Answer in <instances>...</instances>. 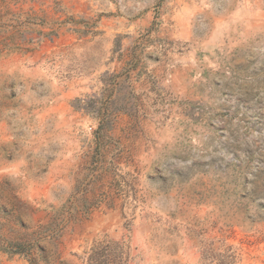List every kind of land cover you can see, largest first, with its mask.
<instances>
[{
  "label": "rangeland",
  "instance_id": "obj_1",
  "mask_svg": "<svg viewBox=\"0 0 264 264\" xmlns=\"http://www.w3.org/2000/svg\"><path fill=\"white\" fill-rule=\"evenodd\" d=\"M0 264H264V0H0Z\"/></svg>",
  "mask_w": 264,
  "mask_h": 264
},
{
  "label": "crops",
  "instance_id": "obj_2",
  "mask_svg": "<svg viewBox=\"0 0 264 264\" xmlns=\"http://www.w3.org/2000/svg\"><path fill=\"white\" fill-rule=\"evenodd\" d=\"M104 59L106 58L104 57ZM104 59L100 61V66H98V68L82 69L79 72L71 73V75L68 76V83L70 84V87L68 85V93L77 92L79 90L80 93L88 95L102 93L103 90L100 87L102 83L101 77L105 76V72L108 74H116L121 64V60L118 59H111L106 62H104ZM151 74V77H157V74L154 72H151ZM126 78L127 80L125 82L129 89H134L136 92L148 93L149 83L147 76L142 75L138 82H135L134 75L132 74L128 75ZM116 79L118 78L116 77ZM120 119L121 115L119 113L113 115L112 120L119 121Z\"/></svg>",
  "mask_w": 264,
  "mask_h": 264
}]
</instances>
